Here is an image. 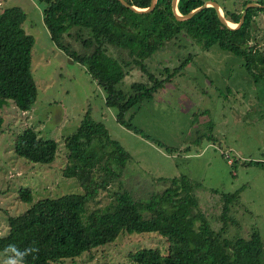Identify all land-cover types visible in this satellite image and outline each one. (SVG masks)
<instances>
[{"label":"trees","instance_id":"16d2710c","mask_svg":"<svg viewBox=\"0 0 264 264\" xmlns=\"http://www.w3.org/2000/svg\"><path fill=\"white\" fill-rule=\"evenodd\" d=\"M44 3L43 22L50 39L68 57L85 67L105 94L104 103L116 109V120L134 133L148 136L131 122V110L151 100L186 65L185 59L161 77L150 72L145 59L179 35L189 37L204 49L218 45L244 60L255 80L264 79V51L250 43L255 40L254 16L263 7H248L239 28L223 25L212 6L203 8L187 20H177L172 0H157L149 12H134L119 0H39ZM147 8L151 0H126ZM205 0H178L177 10L186 14ZM231 10L219 4L230 23H238L244 6ZM263 4L264 1H260ZM26 18L19 6L0 13V109L11 100L21 111H29L37 97L31 71L34 45L32 35L22 24ZM79 44L78 49L73 44ZM138 68L145 81H134L128 92L119 84ZM4 117L0 113V130ZM68 151L64 175L73 177L82 192L33 202L30 188L21 187L19 198L30 204L17 215L6 214V234L0 235V253L10 244L28 254L24 264H62L85 253L111 244L122 235L149 233L161 236L166 250L142 247L128 253L131 264H264V240L253 230L247 237H227L230 207L236 194L221 193V227L214 229L194 193L195 184L185 175L171 177L161 192L138 198L126 189L107 194L109 201L99 203L102 192L120 180L129 153L111 139L105 126L87 112L74 133L65 140ZM16 155L28 161L49 164L57 155V142L43 139L33 128H25L14 141ZM264 168V162L251 161ZM216 193V191H214Z\"/></svg>","mask_w":264,"mask_h":264},{"label":"rangeland","instance_id":"374dc122","mask_svg":"<svg viewBox=\"0 0 264 264\" xmlns=\"http://www.w3.org/2000/svg\"><path fill=\"white\" fill-rule=\"evenodd\" d=\"M213 1L240 10L244 0ZM260 1L264 0H253ZM11 6L24 10L22 27L34 38L31 71L37 97L29 111H21L11 100L0 109L4 117L0 130V235L6 234V214L17 215L30 205L20 200L21 187L30 188L33 202L82 192L73 177L64 175L65 140L89 112L130 155L117 170L120 180L109 192H102L98 204L89 203V210L105 205L110 199L107 194L115 190L126 189L135 197L147 198L165 189L166 179L185 175L195 184V196L214 229L222 225L221 193H234L225 236L247 237L256 230L264 240V168L250 163L264 162V79L255 80L241 57L218 45L204 49L184 35L147 57L145 63L158 77L188 60L151 100L131 110V122L146 139L117 122L116 109L104 103L103 89L84 66L53 43L43 22L44 3L0 0V13ZM253 27L255 40L250 44L264 51V11L256 13ZM72 46L79 50L78 43ZM145 80L142 71L134 68L119 89L128 92L132 82ZM28 127L39 137L57 142L53 162L35 163L16 155L15 138ZM142 247L167 248L157 234L126 233L62 264H131L128 253ZM7 258L0 253V264Z\"/></svg>","mask_w":264,"mask_h":264},{"label":"water","instance_id":"95a60500","mask_svg":"<svg viewBox=\"0 0 264 264\" xmlns=\"http://www.w3.org/2000/svg\"><path fill=\"white\" fill-rule=\"evenodd\" d=\"M119 1L124 6L128 7L130 10H132L134 12L141 13V12H149V11H151L154 8L155 3H156L157 0H151L150 5L147 8H144V9L138 8V7L133 6V5H130V4L127 3L126 0H119ZM177 1L178 0H172V2H171V8H172L173 14H174V16H175V18L177 20H187V19L191 18L193 15H195L197 12L201 11L203 8L208 7V6H212L215 9L220 22L223 25L227 26L228 28H232V29L233 28H239L242 25V23L244 22L245 14H246V11H247L248 7H263L264 8V3L263 4H260V3H257V2H249V3H247L244 6L243 10H242V14H241L239 22L234 24L233 26H231L229 24V22L225 19L223 11H222L220 5L217 2L213 1V0H205V2L202 5L190 10L186 14H181V13L178 12V10H177Z\"/></svg>","mask_w":264,"mask_h":264},{"label":"clouds","instance_id":"9594fccd","mask_svg":"<svg viewBox=\"0 0 264 264\" xmlns=\"http://www.w3.org/2000/svg\"><path fill=\"white\" fill-rule=\"evenodd\" d=\"M35 251L38 250L32 247H28L21 251L14 244H10L5 249V252L8 253V258L4 261V264H24L25 257Z\"/></svg>","mask_w":264,"mask_h":264},{"label":"bare ground","instance_id":"6f19581e","mask_svg":"<svg viewBox=\"0 0 264 264\" xmlns=\"http://www.w3.org/2000/svg\"><path fill=\"white\" fill-rule=\"evenodd\" d=\"M229 22V21H228ZM229 24L231 25V23L229 22ZM232 26V25H231Z\"/></svg>","mask_w":264,"mask_h":264}]
</instances>
